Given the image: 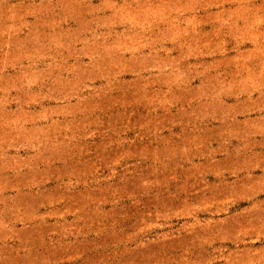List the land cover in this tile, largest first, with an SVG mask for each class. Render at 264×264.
Wrapping results in <instances>:
<instances>
[{"label": "rangeland", "instance_id": "374dc122", "mask_svg": "<svg viewBox=\"0 0 264 264\" xmlns=\"http://www.w3.org/2000/svg\"><path fill=\"white\" fill-rule=\"evenodd\" d=\"M0 264H264V0H0Z\"/></svg>", "mask_w": 264, "mask_h": 264}]
</instances>
